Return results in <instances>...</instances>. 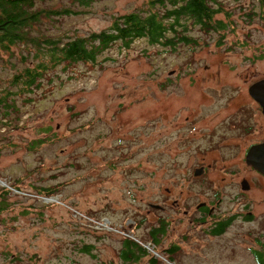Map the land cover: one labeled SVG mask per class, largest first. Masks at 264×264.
Listing matches in <instances>:
<instances>
[{"label": "rangeland", "instance_id": "rangeland-1", "mask_svg": "<svg viewBox=\"0 0 264 264\" xmlns=\"http://www.w3.org/2000/svg\"><path fill=\"white\" fill-rule=\"evenodd\" d=\"M150 1L94 0L81 7L50 0L38 9L72 7L77 14L45 18L32 31L62 43L87 38L108 29L117 16L147 11ZM219 1L226 13L217 20L226 29L192 28L196 46L167 50L140 40L126 50L117 43L94 63L53 68L32 92L13 81L37 64L36 50L19 46L0 53V97L7 95L17 107L6 120L0 116V264H151L153 259V264H255L251 249L258 245L250 240L264 241V185L247 207L246 195L224 196L219 213L235 220L225 235L194 232L183 239L188 222L181 211L172 212L175 223L167 222L157 243L150 235L160 215L148 204L155 203L159 184L171 186L165 180L175 182L176 193L183 190L181 198H207L196 192L200 185L191 192L184 181L205 135L201 125L193 136L199 142L171 150L190 131L189 113L211 117L235 95L229 87L238 84L245 96L233 100L230 111L246 105L254 137L264 127L261 107L248 95V87L264 79V0ZM162 83H169V90H161ZM217 84L223 91L207 99L205 87ZM43 139V146L31 148ZM119 158L121 168L113 171ZM47 190L54 196L47 197ZM246 212L261 222L254 235L242 219ZM126 238L142 249L126 245ZM174 246L179 251L173 255ZM126 250L134 254L132 261L122 257Z\"/></svg>", "mask_w": 264, "mask_h": 264}, {"label": "trees", "instance_id": "trees-1", "mask_svg": "<svg viewBox=\"0 0 264 264\" xmlns=\"http://www.w3.org/2000/svg\"><path fill=\"white\" fill-rule=\"evenodd\" d=\"M48 1L50 0H0V53L7 55L13 47L19 46L36 50L33 58L38 60L37 64L32 67L26 66L23 72L14 78L13 83L21 85L22 91L32 92L37 89L44 75L59 65L66 67L80 62H96L117 43L127 50L134 42L147 40L153 47L160 46L169 50L176 49L181 44L196 46L198 39L191 36L192 28L199 27L207 33L226 29L225 23L217 20L222 13H226L219 0H151L147 5V11L142 8L140 11L117 16L111 26L102 32H94L87 38L67 40L62 43L45 34H36L32 31L45 18H62L77 14L72 7H65L62 10L50 9V11L38 9L39 3ZM71 1L81 7H89L94 2V0ZM40 57L45 59L40 60ZM151 75L154 77L155 74ZM8 100L10 98H7V95L0 97L2 121L6 120L9 114H15L17 110L14 101L11 103ZM43 144L44 139L36 140L31 143V148L36 149ZM45 195L54 196H48V190ZM165 228L167 223L162 229L158 226L152 228L150 235L156 243L164 236ZM258 239L264 242L261 236ZM125 244L142 249L140 244L127 238ZM178 251L179 248L175 246L170 250L173 255ZM84 252L89 253L90 250L87 248ZM122 257L126 261H132L134 254L126 250ZM255 257L260 264H264V251L255 254ZM150 263L156 262L153 259Z\"/></svg>", "mask_w": 264, "mask_h": 264}, {"label": "flooded vegetation", "instance_id": "flooded-vegetation-1", "mask_svg": "<svg viewBox=\"0 0 264 264\" xmlns=\"http://www.w3.org/2000/svg\"><path fill=\"white\" fill-rule=\"evenodd\" d=\"M223 66H221V68ZM210 68L212 67L205 66L203 69L208 70ZM173 72H170L169 75L171 76ZM196 75L197 74L190 76L192 83L197 82L195 78ZM161 86V90L163 91H167L170 88L169 83H162ZM217 86L218 87H205L207 99H211L214 97L213 95L223 91V86H220V84H217ZM225 86L227 87L229 85L226 84ZM250 86L248 87V95ZM229 88L235 91V95L225 99L221 111L213 113L211 117H203L201 113L196 114L195 111H193L194 114L192 116L190 113L188 114L189 116H186L187 119L191 120L192 126L190 131L187 136H179L174 146L171 147L172 151H177L178 145L180 148L185 146L187 142L191 144V141L199 142V140L193 139V136L195 132H200L199 126L201 125L203 131H205V135L200 141L202 143L206 141L208 146L202 143L199 144L198 148L195 150L196 157L191 163L193 171L184 177V181L190 183L192 187V190L190 189L191 192H193V188L196 185H200L201 188L196 192L200 195H206L207 198L203 199V201L195 200L192 197L193 195L181 198V195H184L183 190L176 193L175 182H171L167 179L165 181L170 183L171 186H162L159 184L156 190L157 193L154 194V197H156L155 203L148 204L149 207L151 204L161 207L160 209H153L160 215L157 221V226L160 229H162L167 222L175 223V220L172 219V212L181 211L188 222L187 231L181 234L183 239H190L191 233L194 232L202 236L206 234L208 237L212 238L225 235L226 231L232 225L231 223L235 220L232 215L229 216V214L223 215L219 213V205L223 202L224 196H226L229 191H233L231 192L233 198H240L246 195L248 196V202L243 203V206L247 207L248 203L254 201L253 194L255 190L264 185V175L252 166L247 165L246 161L249 154L248 151L253 145L264 143V127L261 128L260 136L254 137V131L250 126L249 116L245 113L246 105L242 104L237 111H230V107L235 103L233 100L238 98L241 100L245 94L238 84L236 87ZM202 108L203 106L201 109ZM190 117H193V119ZM204 121L206 122L205 127L201 124ZM193 123L195 124L193 125ZM210 156H214L212 160H208ZM121 164L122 158L115 160L112 165L113 171L121 168ZM138 167L137 170L140 169L141 166L138 165ZM201 169H203L202 175L195 177L194 173ZM127 172L128 170L123 169L125 175H127ZM130 173L133 172L130 171ZM187 188H189V186ZM166 216L168 218L167 220ZM254 218L255 215L253 212H246L242 217L248 224L252 225V227L249 228V232L252 235L256 234V229L261 228V222L255 221ZM256 226H258V228ZM250 241L258 245L257 249H251V253L253 262L255 264H260L255 254L264 251V242H260L258 238L251 239Z\"/></svg>", "mask_w": 264, "mask_h": 264}, {"label": "water", "instance_id": "water-1", "mask_svg": "<svg viewBox=\"0 0 264 264\" xmlns=\"http://www.w3.org/2000/svg\"><path fill=\"white\" fill-rule=\"evenodd\" d=\"M250 97L256 101L261 107V113L264 115V79L255 82L250 86L249 90ZM60 128V125L57 126ZM247 156V165L252 166L257 171H259L262 175H264V143L253 145V147L248 151ZM203 169L197 170L194 173L195 177L201 176ZM247 189V188H246ZM150 207L153 209H160L161 207L158 205L151 204Z\"/></svg>", "mask_w": 264, "mask_h": 264}, {"label": "built area", "instance_id": "built-area-1", "mask_svg": "<svg viewBox=\"0 0 264 264\" xmlns=\"http://www.w3.org/2000/svg\"><path fill=\"white\" fill-rule=\"evenodd\" d=\"M100 225L102 224V223H99ZM146 248V247H145ZM147 249H149L150 251H151V253L152 254H154V255H157L158 257H160L161 258V256H159L158 255V253L155 251V250H153V249H151V245L150 246H148V248Z\"/></svg>", "mask_w": 264, "mask_h": 264}]
</instances>
